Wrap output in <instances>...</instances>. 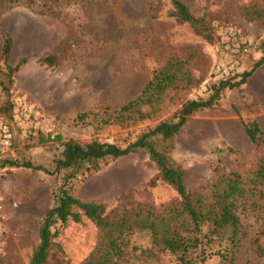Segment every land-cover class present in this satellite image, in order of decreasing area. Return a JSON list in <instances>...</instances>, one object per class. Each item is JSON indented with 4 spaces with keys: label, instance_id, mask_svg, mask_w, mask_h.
Wrapping results in <instances>:
<instances>
[{
    "label": "rangeland",
    "instance_id": "374dc122",
    "mask_svg": "<svg viewBox=\"0 0 264 264\" xmlns=\"http://www.w3.org/2000/svg\"><path fill=\"white\" fill-rule=\"evenodd\" d=\"M171 1L0 0V48L3 34H9L13 46L8 63L13 66L26 58L11 80L0 60V119L11 118L10 101L13 107L16 94L27 95L40 115L37 129H16L14 153L8 159L53 169L61 146L40 142L39 133L125 147L160 121L176 120L185 101L214 94L209 74L220 58L223 27L237 28L250 41L240 72L250 71L264 57V0H182L193 15L211 19L210 41L176 21ZM48 54L55 56L50 66L39 61ZM171 59L180 63L184 77L153 109L141 106L149 116L121 114L120 108L140 94L153 71ZM82 112L87 113L84 121L77 118ZM251 119L264 132L263 67L242 86L222 89L213 104L190 116L175 136L171 157L183 169L190 193L207 196L221 176L231 172L240 175L247 189L237 203L242 229L237 245L224 234L197 264H264V182L251 183L264 162V143L256 146L246 135L243 122ZM157 173L156 165L139 150L102 161L96 170L79 171L70 182V193L100 202L106 211L120 212L136 203L156 208L178 203L177 192ZM67 175V170L48 174L23 166L0 168V264H29L40 222ZM56 228L54 240L63 253L52 250L47 264H56L55 256L80 264L102 235L85 217ZM150 242L146 231H136L130 243L134 250L118 264H182ZM225 247L230 261L218 254L208 256Z\"/></svg>",
    "mask_w": 264,
    "mask_h": 264
},
{
    "label": "trees",
    "instance_id": "16d2710c",
    "mask_svg": "<svg viewBox=\"0 0 264 264\" xmlns=\"http://www.w3.org/2000/svg\"><path fill=\"white\" fill-rule=\"evenodd\" d=\"M171 3L173 6L171 15L177 22L189 24L197 35L203 36L206 40L212 39L211 19L193 15L182 0H172ZM1 41L0 60L5 64L8 78L11 80L12 74L26 62V58L22 57L15 65H10L8 60L13 46L12 37L9 34H3ZM39 61L50 66L55 63V56L44 55L39 58ZM263 63L264 57L258 60L250 71L237 72L230 77L212 82L215 92L209 99L185 101L176 114V120L160 121L125 147L98 140L81 142L63 139L60 135L51 139L50 135L43 137L44 135L39 133L40 142L56 141L61 146L53 169L33 165L29 161L21 162L8 158L2 160L0 168L23 166L42 170L48 174L61 170L68 171V175L55 193L53 206L40 222L37 233L39 241L30 256L29 264H47L50 252L54 249L62 254L61 247L54 240L58 235L56 225L65 224L68 220L80 222L83 217L92 221L100 229L102 235L100 241L80 264H118L127 261L125 257L129 251L134 250L130 243L136 231H146L153 247L176 255L182 264H197L198 257L204 260L206 248H212L217 240L220 242L224 234L228 235L227 240L235 247L238 243L236 238L242 230L237 203L239 199L245 197L247 192L240 180V175L237 172H231L221 176L207 196L198 197L186 189L183 179L184 171L172 159L171 152L176 134L190 116L201 109L210 107L215 96L222 89L242 86ZM179 68L180 63L171 59L159 69H155L140 94L120 108L121 114L127 113L134 117L139 116V118L148 117L150 111H142L141 106L146 104L153 109L167 89L173 88L178 79L184 77L183 72L179 73ZM192 80L197 82V79ZM4 89L6 90V87ZM11 108L10 101V113ZM86 116L87 113L82 112L77 115V118L84 121ZM243 127L253 144L260 146L264 143V132L255 119L243 122ZM139 150L144 151L156 165L157 178L166 182L177 192L178 203L166 204L158 208L136 203L126 206L120 212L118 209L106 211L102 203L83 201L70 193V182L79 171L84 173L96 170L102 161ZM260 161H264V156ZM253 175L254 177L251 178L253 185L264 182V162L258 166ZM151 184L154 185L155 181ZM193 253L196 254L195 257H192ZM213 254H218L225 260L232 259L226 247L225 249L219 248L208 256ZM55 260L56 264H71L56 256Z\"/></svg>",
    "mask_w": 264,
    "mask_h": 264
},
{
    "label": "built area",
    "instance_id": "2783aa9c",
    "mask_svg": "<svg viewBox=\"0 0 264 264\" xmlns=\"http://www.w3.org/2000/svg\"><path fill=\"white\" fill-rule=\"evenodd\" d=\"M240 30L232 26L223 27L220 31V58L212 65L210 79L217 82L240 72L241 58L248 50L250 41L243 37ZM39 112L35 104L25 94L13 96L12 114L9 120L0 119V162L14 153L16 129H37Z\"/></svg>",
    "mask_w": 264,
    "mask_h": 264
},
{
    "label": "crops",
    "instance_id": "0c3cea01",
    "mask_svg": "<svg viewBox=\"0 0 264 264\" xmlns=\"http://www.w3.org/2000/svg\"><path fill=\"white\" fill-rule=\"evenodd\" d=\"M262 67L264 68V63L260 67H258L256 70L261 69Z\"/></svg>",
    "mask_w": 264,
    "mask_h": 264
}]
</instances>
